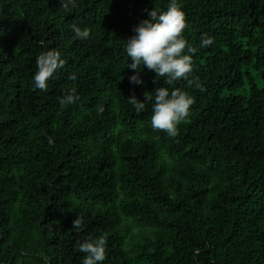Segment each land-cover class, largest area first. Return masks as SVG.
<instances>
[{
	"label": "trees",
	"instance_id": "1",
	"mask_svg": "<svg viewBox=\"0 0 264 264\" xmlns=\"http://www.w3.org/2000/svg\"><path fill=\"white\" fill-rule=\"evenodd\" d=\"M177 2L194 83L133 85L124 41L169 0H0V264H82L100 236L102 264H264V0ZM48 50L66 63L42 92ZM159 87L194 98L176 137L128 102Z\"/></svg>",
	"mask_w": 264,
	"mask_h": 264
},
{
	"label": "clouds",
	"instance_id": "2",
	"mask_svg": "<svg viewBox=\"0 0 264 264\" xmlns=\"http://www.w3.org/2000/svg\"><path fill=\"white\" fill-rule=\"evenodd\" d=\"M148 19L141 20L133 28L134 35L124 41V51L131 63L128 68L135 74L129 77V83L143 85L140 79L142 66L153 71L159 78H165L167 85H173L179 80L194 83L189 79L193 72L192 54L196 51L183 37L186 28L185 13L177 0H169L166 11L156 8L145 9ZM75 37L85 41L90 37V31L73 26ZM214 43V38L203 34L200 38V48H208ZM187 50V51H185ZM65 59L58 50H48L38 54L35 58L36 71L32 77L35 89L47 91L50 79L65 66ZM75 75L70 79H75ZM196 86L200 85L196 83ZM79 99L74 92H70L61 99L62 104L71 105ZM136 113L145 110L146 103H152L151 126L153 129L165 132L169 137L178 135V125L190 115L194 98L181 89L169 90L166 87L155 88L154 96L145 93L143 102L134 96L128 99ZM49 143H52L49 138ZM74 227H78L76 221ZM78 251L84 253L82 264H102L106 258V239L103 236L87 240L79 245Z\"/></svg>",
	"mask_w": 264,
	"mask_h": 264
},
{
	"label": "rangeland",
	"instance_id": "3",
	"mask_svg": "<svg viewBox=\"0 0 264 264\" xmlns=\"http://www.w3.org/2000/svg\"><path fill=\"white\" fill-rule=\"evenodd\" d=\"M240 91L237 92V94H239ZM134 235L132 236V240L137 241L139 238L138 232L137 231H133Z\"/></svg>",
	"mask_w": 264,
	"mask_h": 264
}]
</instances>
